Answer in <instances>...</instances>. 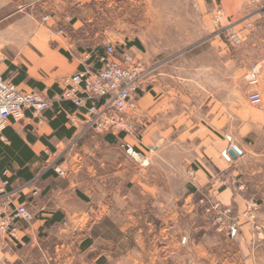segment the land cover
<instances>
[{
	"label": "crops",
	"instance_id": "crops-1",
	"mask_svg": "<svg viewBox=\"0 0 264 264\" xmlns=\"http://www.w3.org/2000/svg\"><path fill=\"white\" fill-rule=\"evenodd\" d=\"M243 1L218 3L234 11ZM256 3L253 15L264 10V0ZM253 15L230 17V29L241 37L233 50L221 36L213 37L215 65L193 62L158 68L154 80L138 95L133 112L137 134L133 137L137 138L124 132L88 130L74 141L77 131L68 121L73 104L58 96V84L36 83L48 89L51 103L40 120L29 109L9 118L0 131V171L8 170L12 184L42 172L41 191L31 201L34 219L19 222V241L11 251L5 250L0 237V264H76V260L82 264H189L184 234L188 229L181 216L189 211L192 186L215 189L223 184L216 198L223 204L236 201L228 186L229 165L242 151L237 157L223 153L235 145L230 131H236L237 116L229 107L235 104L237 71H245L255 57L264 54L262 40L259 45L253 43L261 26ZM59 41L52 52L61 64L52 69L65 74L80 65L68 44ZM156 50L138 57L148 62L160 54ZM126 137L147 156L141 175L139 163L118 145ZM55 157L63 174L46 169ZM190 168L193 176L188 175ZM214 230V240L207 242L204 235L213 229L193 228L199 233L191 243L195 264H252L237 228L231 227L230 233Z\"/></svg>",
	"mask_w": 264,
	"mask_h": 264
},
{
	"label": "rangeland",
	"instance_id": "rangeland-1",
	"mask_svg": "<svg viewBox=\"0 0 264 264\" xmlns=\"http://www.w3.org/2000/svg\"><path fill=\"white\" fill-rule=\"evenodd\" d=\"M254 4H257L256 1L244 0L239 9L232 11L223 4L219 5L218 0H0V73L20 89H33L49 95L47 88H40L36 83L53 87L62 77L77 69L97 67L98 56L104 52L107 41L115 45L118 59L127 50L134 58L147 64L159 63V67L193 62L203 66L215 65L217 59L211 44L213 37L221 36L230 50L237 47L228 39V34L233 32L230 17L242 15L239 18L243 19L252 16ZM253 17L261 25L257 27L258 40L253 42L259 45V39L264 43V10ZM247 27L253 28L250 24ZM59 39L68 44V50L76 55L80 65L65 74L54 73L52 69L54 65L61 64L52 52ZM156 49L160 50V54L147 59L148 62L140 59L146 52ZM223 60L221 57L220 64ZM253 63L259 65L258 81L249 83L246 79L250 65L245 71H237L233 91L235 104L229 107L237 116L236 131H230L233 134L231 144L239 146L242 151L229 165L232 178L228 186L231 197L236 201L231 199L228 204H223L216 198V191L225 188L223 184L217 185L216 190L192 186L195 191L192 190L189 196V211L181 216L188 229L184 234L189 243V264L196 262V252L191 243L199 236V233L193 232L197 225L213 229V232L204 235L207 242L214 240L212 233L215 228L229 233L231 227L237 228L239 240H245L252 264H264V54L255 57ZM17 77L21 78L19 83L15 82ZM252 89L260 92L259 103L248 101L247 94ZM209 92H204V96ZM131 119L133 132L125 129L119 132L133 137L137 136L133 114ZM69 125L75 130L70 122ZM78 128H81L80 123ZM79 134L77 129L74 141ZM121 140L133 144L126 137L120 138L118 145ZM145 167L138 166L137 172L141 175ZM189 170L193 171L192 168ZM189 170L188 175L193 176L194 171L190 173ZM211 253H214L213 250ZM76 264L82 263L76 260Z\"/></svg>",
	"mask_w": 264,
	"mask_h": 264
},
{
	"label": "built area",
	"instance_id": "built-area-1",
	"mask_svg": "<svg viewBox=\"0 0 264 264\" xmlns=\"http://www.w3.org/2000/svg\"><path fill=\"white\" fill-rule=\"evenodd\" d=\"M256 1V0H252ZM232 45H239L241 37L236 32L228 34ZM115 45L105 42L104 52L98 56L97 67H82L61 78L60 98L69 100L76 111L71 112L68 121L78 134L86 130H108L133 132L132 114L137 107V99L141 90L154 80L159 63L147 64L134 58L124 50L120 59L115 56ZM259 65L253 63L246 72L249 83L258 81ZM250 103L261 100L260 92L252 89L247 94ZM51 103L50 97L37 90L20 89L3 78L0 73V131L7 125L10 117L29 109L32 116L40 120ZM133 111V112H132ZM132 112L131 117H127ZM78 123L81 128H78ZM119 145L139 166H146L147 159L136 151L133 144L121 140ZM53 158L46 169H53L58 174L64 170ZM190 173L193 172L189 170ZM41 173L29 179L12 184L8 170L0 171V237L2 246L7 251L19 241L18 224L30 223L34 219L31 201L40 193L39 179ZM21 198V199H20Z\"/></svg>",
	"mask_w": 264,
	"mask_h": 264
},
{
	"label": "water",
	"instance_id": "water-1",
	"mask_svg": "<svg viewBox=\"0 0 264 264\" xmlns=\"http://www.w3.org/2000/svg\"><path fill=\"white\" fill-rule=\"evenodd\" d=\"M241 150L238 148V146L236 145H232L231 147H228L225 151H224V155L227 156V154H229L232 157H237L238 153H240Z\"/></svg>",
	"mask_w": 264,
	"mask_h": 264
},
{
	"label": "trees",
	"instance_id": "trees-1",
	"mask_svg": "<svg viewBox=\"0 0 264 264\" xmlns=\"http://www.w3.org/2000/svg\"><path fill=\"white\" fill-rule=\"evenodd\" d=\"M133 42H134V43H138V41H133ZM20 80H21V78H20V77H17V78L15 79V82L18 83Z\"/></svg>",
	"mask_w": 264,
	"mask_h": 264
}]
</instances>
